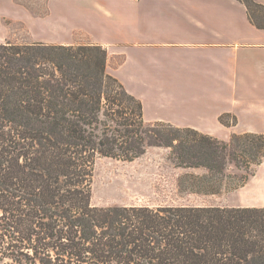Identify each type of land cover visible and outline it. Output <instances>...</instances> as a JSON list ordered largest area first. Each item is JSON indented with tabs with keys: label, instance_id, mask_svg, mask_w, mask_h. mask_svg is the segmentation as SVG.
Returning a JSON list of instances; mask_svg holds the SVG:
<instances>
[{
	"label": "trees",
	"instance_id": "obj_1",
	"mask_svg": "<svg viewBox=\"0 0 264 264\" xmlns=\"http://www.w3.org/2000/svg\"><path fill=\"white\" fill-rule=\"evenodd\" d=\"M238 1L264 29V5ZM107 60L100 45L0 44V264H264V207L93 204L100 158L169 149L189 170L179 188L206 196L264 163V134L147 123Z\"/></svg>",
	"mask_w": 264,
	"mask_h": 264
},
{
	"label": "crops",
	"instance_id": "obj_2",
	"mask_svg": "<svg viewBox=\"0 0 264 264\" xmlns=\"http://www.w3.org/2000/svg\"><path fill=\"white\" fill-rule=\"evenodd\" d=\"M60 6L58 25L66 33L72 26L73 38L43 43L104 47L107 72L141 101L147 123L193 128L222 141L264 134V29L240 1L64 0Z\"/></svg>",
	"mask_w": 264,
	"mask_h": 264
},
{
	"label": "rangeland",
	"instance_id": "obj_3",
	"mask_svg": "<svg viewBox=\"0 0 264 264\" xmlns=\"http://www.w3.org/2000/svg\"><path fill=\"white\" fill-rule=\"evenodd\" d=\"M52 1L0 0V44L60 43L65 41L64 37L72 39V26L66 33L58 25L64 0ZM169 156V149L149 148L132 162L100 158L95 167L93 204L264 207V163L244 187L206 196L179 188L180 180L189 170L176 168Z\"/></svg>",
	"mask_w": 264,
	"mask_h": 264
}]
</instances>
